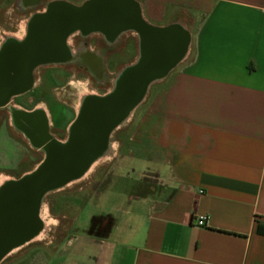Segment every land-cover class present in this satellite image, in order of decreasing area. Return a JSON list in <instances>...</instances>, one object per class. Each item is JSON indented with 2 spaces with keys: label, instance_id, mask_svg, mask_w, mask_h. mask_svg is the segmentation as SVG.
Masks as SVG:
<instances>
[{
  "label": "crops",
  "instance_id": "1",
  "mask_svg": "<svg viewBox=\"0 0 264 264\" xmlns=\"http://www.w3.org/2000/svg\"><path fill=\"white\" fill-rule=\"evenodd\" d=\"M150 3L204 17L191 31L176 20L157 25L183 24L191 41L123 132L115 146L123 157L107 160L124 174L110 179L106 201L118 198L86 214L107 215L108 230L78 233L71 254L45 264H264V0ZM199 215L207 226L196 225Z\"/></svg>",
  "mask_w": 264,
  "mask_h": 264
},
{
  "label": "flooded vegetation",
  "instance_id": "2",
  "mask_svg": "<svg viewBox=\"0 0 264 264\" xmlns=\"http://www.w3.org/2000/svg\"><path fill=\"white\" fill-rule=\"evenodd\" d=\"M16 1L15 5L13 0H0V179L20 181L38 175L43 167L58 166L61 171L54 177L62 176L63 183L42 195L33 216L25 211L12 224L13 236L0 255V264H45L47 255L71 254L78 233L103 237L108 230L109 217L103 213L91 216L84 230L79 218L90 207H107L112 175L124 178L122 172L111 170L107 160L111 144L121 142L115 136L126 123L120 121L107 133L102 119L87 125L83 122L90 117L92 101L122 89V74L142 57L141 41L135 31L108 38L101 32L76 30L62 39L48 38L51 47L31 61L28 47L36 40V19L53 3L84 2ZM127 33L137 34L135 55L127 54L128 37L123 38ZM123 52L127 56L122 59ZM112 61L113 72L109 70ZM75 81L87 88L80 92L72 88ZM77 98L75 109L72 101ZM112 154L116 155L114 163L123 157L121 150ZM98 155L102 159L90 167ZM46 211L58 221L55 227H47Z\"/></svg>",
  "mask_w": 264,
  "mask_h": 264
},
{
  "label": "water",
  "instance_id": "3",
  "mask_svg": "<svg viewBox=\"0 0 264 264\" xmlns=\"http://www.w3.org/2000/svg\"><path fill=\"white\" fill-rule=\"evenodd\" d=\"M76 30L101 32L108 38L127 31H135L140 36L142 57L137 65L122 74V89L92 101L90 117L83 122L87 125L102 119L107 133L132 113L153 82L167 75L182 60L191 41L190 32L182 25L158 27L147 22L137 0H87L82 5L57 2L36 19V40L28 47L30 60L34 61L51 47L48 38L62 39ZM60 169L43 167L38 175L6 181L0 187V255L13 236L11 227L18 217L26 214L25 211L33 216L42 195L63 183L62 176L54 177Z\"/></svg>",
  "mask_w": 264,
  "mask_h": 264
},
{
  "label": "rangeland",
  "instance_id": "4",
  "mask_svg": "<svg viewBox=\"0 0 264 264\" xmlns=\"http://www.w3.org/2000/svg\"><path fill=\"white\" fill-rule=\"evenodd\" d=\"M142 2V7H143V14H144V17L150 22V23H153V24H156V25H165V24H168V23H172V22H175L174 20L176 21H181V23H183L184 25H186L185 27L187 29H191L193 30L194 28H197L200 24V22L202 21L203 19V14H198L197 11L193 10L192 6L191 7H185L183 8L181 5H168L166 6V9L165 10H162V12L160 13H157V12H154L152 10V7H151V3H150V0H140ZM13 4H17L16 0H13ZM2 6V4L0 5V7ZM20 8V6L18 7ZM18 13V10L15 8L14 9V14L17 15ZM163 15V16H162ZM163 17L162 19L160 17ZM159 17V18H158ZM24 23L25 22H22V27H24ZM182 24V25H183ZM126 46L128 47V52L127 54L130 55H135V49H134V43L135 42V39L137 37V34H131V33H127L125 34V36L123 38H126ZM125 52L122 53V59L125 58V55L124 54ZM119 55V54H118ZM115 61V59H114ZM113 65H110L109 67V70L111 72H113L115 70V63L112 61L111 62ZM111 77H113V75H111ZM72 88H78L79 89V92L82 91L83 89L87 88V85L86 84H82V83H79V82H74L70 85ZM74 89V90H76ZM152 88L150 87L149 91H148V96H147V100L142 104L140 105L136 112L134 113L133 116H131L130 120L126 123V125L123 127V129H121L115 136V140H124V131H127V130H130L131 127H133L136 123H137V120H138V114L139 112L150 102V99H151V93H152ZM68 92V91H67ZM67 92H63L64 94H67ZM63 100H68V98L65 96H63L62 98ZM75 109L78 108V105H79V99H75L74 101H72ZM117 138V139H116ZM111 148H112V153L115 152V146H117V143L114 142L111 144ZM110 154V157L113 156V154ZM132 167L135 168L136 171H144L146 168H145V164H134ZM98 168V167H97ZM95 169V167H94ZM134 172V171H133ZM133 172L131 173L132 174V177H134V174ZM3 180L0 179V182H2ZM116 189L118 190H123L125 188V181L124 180H121L119 182H117V185L115 186ZM113 193V192H111ZM110 193V194H111ZM118 196L115 195L114 193L111 195V200H110V203L106 202L105 203L109 206L110 204H113L114 200L117 199ZM116 201V200H115ZM102 203V202H101ZM92 211V207H90L89 209H86L84 212H83V215H81V219L82 220H87L89 221L90 220V216L88 215L89 212ZM86 212H88V214H86ZM45 215V219L47 220V227L50 228V227H55L57 224H58V221L53 217L51 216L47 211L46 213H44Z\"/></svg>",
  "mask_w": 264,
  "mask_h": 264
},
{
  "label": "bare ground",
  "instance_id": "5",
  "mask_svg": "<svg viewBox=\"0 0 264 264\" xmlns=\"http://www.w3.org/2000/svg\"><path fill=\"white\" fill-rule=\"evenodd\" d=\"M124 33H122V34H120V35H123ZM131 113L130 114H128L121 122H120V124H125V123H127L129 120H130V118H131ZM119 124V125H120ZM102 155H98V156H96V157H93V159H92V162H91V164H90V167H92V166H94L98 161H100L101 159H102ZM87 173V172H86ZM6 182V180H3L2 182H0V187L4 184Z\"/></svg>",
  "mask_w": 264,
  "mask_h": 264
},
{
  "label": "built area",
  "instance_id": "6",
  "mask_svg": "<svg viewBox=\"0 0 264 264\" xmlns=\"http://www.w3.org/2000/svg\"><path fill=\"white\" fill-rule=\"evenodd\" d=\"M195 223L197 226L199 227H205L207 226L208 223V218L205 215H199L196 219H195Z\"/></svg>",
  "mask_w": 264,
  "mask_h": 264
},
{
  "label": "trees",
  "instance_id": "7",
  "mask_svg": "<svg viewBox=\"0 0 264 264\" xmlns=\"http://www.w3.org/2000/svg\"><path fill=\"white\" fill-rule=\"evenodd\" d=\"M174 25V24H173ZM170 26V25H169ZM167 27V26H166Z\"/></svg>",
  "mask_w": 264,
  "mask_h": 264
}]
</instances>
